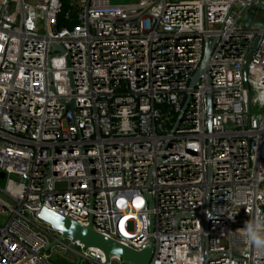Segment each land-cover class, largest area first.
<instances>
[{
  "label": "built area",
  "instance_id": "2783aa9c",
  "mask_svg": "<svg viewBox=\"0 0 264 264\" xmlns=\"http://www.w3.org/2000/svg\"><path fill=\"white\" fill-rule=\"evenodd\" d=\"M261 1L0 0V264H52L42 209L148 264H264L239 231L264 220Z\"/></svg>",
  "mask_w": 264,
  "mask_h": 264
},
{
  "label": "water",
  "instance_id": "95a60500",
  "mask_svg": "<svg viewBox=\"0 0 264 264\" xmlns=\"http://www.w3.org/2000/svg\"><path fill=\"white\" fill-rule=\"evenodd\" d=\"M52 49L61 52V49L55 45H52ZM209 52H210V47H208L206 45V41H204L202 60L197 71L194 73L189 83L190 88L195 84V82L201 76ZM247 61H248V57L244 65V71L246 68ZM2 178L3 175L0 173V179ZM208 218L209 216L206 213L205 220H207ZM36 219L44 223L48 227H50L54 232L59 234L58 238L56 239V242L53 241L49 242L47 245H45V247L41 250V252L47 251L55 243L60 242L62 239L70 238L73 241L79 242L85 248L95 249L99 251L100 253L103 254L106 261L108 259V256L110 255L127 264H148L149 262L151 255L150 242L147 244V246L144 249H142L139 252H135L96 233L92 229L90 224L87 227H83L50 210L42 209L36 215ZM72 254L74 255L75 258V264H78L79 258L76 256L75 253Z\"/></svg>",
  "mask_w": 264,
  "mask_h": 264
},
{
  "label": "rangeland",
  "instance_id": "374dc122",
  "mask_svg": "<svg viewBox=\"0 0 264 264\" xmlns=\"http://www.w3.org/2000/svg\"><path fill=\"white\" fill-rule=\"evenodd\" d=\"M110 4H116V5H124L131 3V0H109ZM245 14V22L244 27L246 29L254 28L258 29L261 27V25L264 22V0L260 2L257 6H251L247 8L244 12ZM66 27V26H65ZM252 115H256L259 113L257 109L251 110ZM4 180L0 179V189L4 186ZM0 200L6 201V198L3 194L0 193ZM9 205H11V202H7ZM27 220L31 224H27L28 229H30L33 232H38V230L43 231L47 236L56 237V233L49 229L47 226H45L44 223L38 221L37 219H34L28 215H26ZM7 219V216L0 215V225L5 222ZM69 246V242L66 239H62L60 242L55 243L50 249L47 251H44V254L48 256V261L52 264H75V258L74 255L70 250L67 249ZM116 264H126L122 261L115 262ZM79 264H83V262H80Z\"/></svg>",
  "mask_w": 264,
  "mask_h": 264
},
{
  "label": "clouds",
  "instance_id": "9594fccd",
  "mask_svg": "<svg viewBox=\"0 0 264 264\" xmlns=\"http://www.w3.org/2000/svg\"><path fill=\"white\" fill-rule=\"evenodd\" d=\"M245 240L248 244L254 246L258 251L264 252V220L245 222L242 229Z\"/></svg>",
  "mask_w": 264,
  "mask_h": 264
},
{
  "label": "trees",
  "instance_id": "16d2710c",
  "mask_svg": "<svg viewBox=\"0 0 264 264\" xmlns=\"http://www.w3.org/2000/svg\"><path fill=\"white\" fill-rule=\"evenodd\" d=\"M60 24V26H66V27H70V24H64V23H59ZM264 209V208H263Z\"/></svg>",
  "mask_w": 264,
  "mask_h": 264
},
{
  "label": "crops",
  "instance_id": "0c3cea01",
  "mask_svg": "<svg viewBox=\"0 0 264 264\" xmlns=\"http://www.w3.org/2000/svg\"><path fill=\"white\" fill-rule=\"evenodd\" d=\"M28 3H34L35 0H26Z\"/></svg>",
  "mask_w": 264,
  "mask_h": 264
}]
</instances>
